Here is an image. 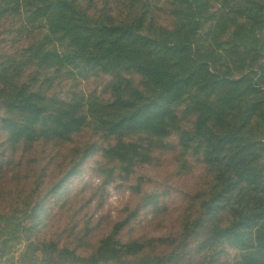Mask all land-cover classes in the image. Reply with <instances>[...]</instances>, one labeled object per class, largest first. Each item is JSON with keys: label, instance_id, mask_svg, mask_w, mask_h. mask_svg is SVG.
Returning <instances> with one entry per match:
<instances>
[{"label": "trees", "instance_id": "trees-1", "mask_svg": "<svg viewBox=\"0 0 264 264\" xmlns=\"http://www.w3.org/2000/svg\"><path fill=\"white\" fill-rule=\"evenodd\" d=\"M0 264H264V0H0Z\"/></svg>", "mask_w": 264, "mask_h": 264}, {"label": "rangeland", "instance_id": "rangeland-1", "mask_svg": "<svg viewBox=\"0 0 264 264\" xmlns=\"http://www.w3.org/2000/svg\"><path fill=\"white\" fill-rule=\"evenodd\" d=\"M90 160L91 159L87 160L85 162V165H83L79 169L80 176L83 178H86L87 176H89L88 163L90 162ZM127 201H128L127 192L123 194V193L116 191L113 187H108L105 212H109L112 218H116L120 214L121 209L123 208L124 204Z\"/></svg>", "mask_w": 264, "mask_h": 264}]
</instances>
